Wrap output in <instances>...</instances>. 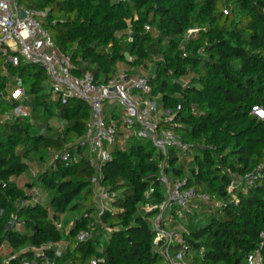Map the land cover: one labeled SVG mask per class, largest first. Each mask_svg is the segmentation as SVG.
Masks as SVG:
<instances>
[{"label":"trees","instance_id":"16d2710c","mask_svg":"<svg viewBox=\"0 0 264 264\" xmlns=\"http://www.w3.org/2000/svg\"><path fill=\"white\" fill-rule=\"evenodd\" d=\"M18 2L47 12L43 25L71 57L76 74L89 72L105 83L123 66L130 75H144L150 97L171 110L165 125L192 149L184 158L171 151L167 171L187 177L189 186L222 204L187 214L188 232L182 236L194 262L248 264L255 250L264 255V118L252 113L255 107L264 112V0ZM192 29L195 34H189ZM6 66L7 74L0 60V115L18 104L5 98L7 87L18 83L15 77L31 114L0 122V264L9 257L10 264L32 259L27 248H42L53 264L98 258L101 264H157L162 258L153 243V211L145 207L165 197L161 156L150 142L133 143L119 132L101 179L117 196L98 215L91 182L96 168L88 148L74 144L86 132L90 106L79 98L55 97L39 65L21 60ZM70 144L75 162L53 157ZM47 161L50 166L35 179L18 184L19 177L30 176V163L43 167ZM247 174L252 184L243 180L232 197L233 180ZM151 186L155 192L149 194ZM34 187L40 194L30 193ZM81 231L90 237L79 241ZM62 241L67 245L57 256L55 245Z\"/></svg>","mask_w":264,"mask_h":264},{"label":"built area","instance_id":"2783aa9c","mask_svg":"<svg viewBox=\"0 0 264 264\" xmlns=\"http://www.w3.org/2000/svg\"><path fill=\"white\" fill-rule=\"evenodd\" d=\"M21 10L25 16L21 17ZM45 10H37L20 4L18 0H0V60L4 62V73L7 66H16L22 60L26 63L41 66L47 74L51 93L63 100L79 98L90 106V119L85 134L74 144L87 147L91 155V163L96 168L92 177L93 203L98 215L110 209L111 202L117 192L101 184L102 166L112 159L111 146L121 132L133 138H140L151 143L161 156L159 161V181L164 185V200L158 204H146V210L153 211L150 218L154 233L153 243L165 264H197L194 262V251L184 242L179 227L185 226L187 214L199 205L209 204L212 208L221 206L214 194L198 192L188 185L187 177H172L167 171L171 151H176L179 158L191 153L192 145L165 124L171 122L172 112L166 110L158 100L150 97L151 86L144 75H130L120 71L105 83H97L94 76L86 72L78 75L71 57L61 52L54 44L51 33L43 25L46 18ZM149 29V27H146ZM192 29L189 34L196 32ZM14 86L7 90L6 99L16 100L18 104L10 111L0 115V122L11 118L28 117L30 108L23 103L26 90L21 79L15 77ZM113 104L108 111V103ZM118 113V115H117ZM72 144L54 154L66 164L76 161L70 151ZM152 176L149 177V179ZM247 180L253 182V175L234 179L228 193L235 197L234 189ZM155 192V187L149 188V194ZM33 195L40 194V188H31ZM60 226V225H59ZM186 233V232H185ZM90 237L89 232L81 231L79 241ZM67 242L55 245L56 255L60 256ZM33 253L32 259H24L21 264H53L44 258L43 249L27 248ZM26 249L22 250V252ZM17 255V254H16ZM43 259L38 262V258ZM12 257L6 258L10 264ZM102 258L93 259L90 264H101ZM4 263V264H5ZM248 264H264L261 249L251 253Z\"/></svg>","mask_w":264,"mask_h":264},{"label":"rangeland","instance_id":"374dc122","mask_svg":"<svg viewBox=\"0 0 264 264\" xmlns=\"http://www.w3.org/2000/svg\"><path fill=\"white\" fill-rule=\"evenodd\" d=\"M227 11L230 12V8H228ZM193 34H195V33H193ZM121 68H122L121 71H124V72L126 71V70H124L123 66H121ZM47 88H48V90H51L49 82L47 83ZM107 105H108V111L112 110L113 104H111L109 102ZM252 113L257 115V116H259L260 118H264V112L258 107H255L253 109ZM51 124L54 127L60 128V123L57 122L56 120H52ZM139 140H141V139L140 138H134L133 139V143L138 142ZM42 166L43 167H41V165L36 164L35 162L30 163V176H28V177L27 176L19 177L18 178V184L21 185V186H24V185L28 184L29 182H31L32 181V177L34 178V177L37 176L38 170H43L46 166L47 167L50 166L49 161H47V163L43 164ZM41 193H42L43 200L46 201L47 200L46 192L43 189H41ZM199 208L203 209L204 211H207V210H209L211 208V206L209 204H202V205L200 204ZM193 212H194V210H193ZM179 232L182 233V234L185 233V232L187 233L188 229L185 226H181V227H179ZM101 239H102V242H105V236L104 235L102 236ZM5 260H4V263H5ZM157 264H163V260L160 259V261H158Z\"/></svg>","mask_w":264,"mask_h":264},{"label":"water","instance_id":"95a60500","mask_svg":"<svg viewBox=\"0 0 264 264\" xmlns=\"http://www.w3.org/2000/svg\"><path fill=\"white\" fill-rule=\"evenodd\" d=\"M20 15H21V17H24L25 16V11L24 10H21ZM126 58L129 59V55L128 54H126Z\"/></svg>","mask_w":264,"mask_h":264}]
</instances>
